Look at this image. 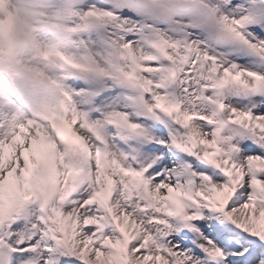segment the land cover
<instances>
[{"label":"snow or ice","instance_id":"obj_1","mask_svg":"<svg viewBox=\"0 0 264 264\" xmlns=\"http://www.w3.org/2000/svg\"><path fill=\"white\" fill-rule=\"evenodd\" d=\"M0 264H264V0H0Z\"/></svg>","mask_w":264,"mask_h":264}]
</instances>
